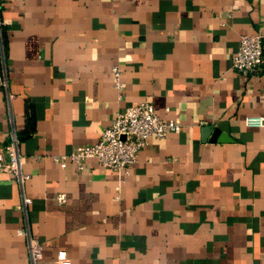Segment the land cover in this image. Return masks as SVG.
I'll use <instances>...</instances> for the list:
<instances>
[{
  "label": "crops",
  "instance_id": "1",
  "mask_svg": "<svg viewBox=\"0 0 264 264\" xmlns=\"http://www.w3.org/2000/svg\"><path fill=\"white\" fill-rule=\"evenodd\" d=\"M0 22V147L14 131L29 175L0 173V264H29L21 227L38 264L61 249L71 264H264V123L245 122L264 116V62L232 67L264 0H0ZM142 100L181 130L151 137L130 174L54 160Z\"/></svg>",
  "mask_w": 264,
  "mask_h": 264
},
{
  "label": "built area",
  "instance_id": "2",
  "mask_svg": "<svg viewBox=\"0 0 264 264\" xmlns=\"http://www.w3.org/2000/svg\"><path fill=\"white\" fill-rule=\"evenodd\" d=\"M263 38L262 30L240 36L238 48L232 55V67L239 74L253 77L259 71L264 62ZM110 72L113 86L120 93L123 90L122 71L117 64H113ZM0 86H6V77L3 74H0ZM245 122L251 126H260L264 123V116H247ZM180 130L181 126L178 122L160 118L153 104L148 100H142L116 111L110 124L103 128L96 142L78 145L69 154L54 156V160L69 159L77 168L82 169L86 159L94 158L98 165L126 176L130 174L131 166L137 161L139 151L145 147L151 137L162 138ZM3 172L11 174L21 188L29 178V175L22 171V154L14 131L10 142L0 147V173ZM56 200L60 203L65 202V194H57ZM30 202L29 197L23 196L24 211L25 206ZM17 234L26 238L29 264H38L42 259L41 242L26 227L18 228ZM55 263L71 264V259L66 251L61 249L57 252Z\"/></svg>",
  "mask_w": 264,
  "mask_h": 264
},
{
  "label": "water",
  "instance_id": "3",
  "mask_svg": "<svg viewBox=\"0 0 264 264\" xmlns=\"http://www.w3.org/2000/svg\"><path fill=\"white\" fill-rule=\"evenodd\" d=\"M204 132H205V134H207L209 132V135L208 136H209V139L211 141L216 140L218 138V135L220 134V132H219V130L217 128H212L211 126L206 127L204 129Z\"/></svg>",
  "mask_w": 264,
  "mask_h": 264
}]
</instances>
